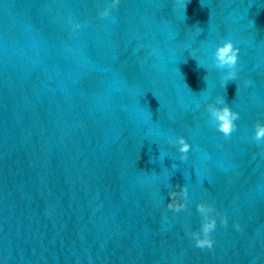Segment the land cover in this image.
Returning a JSON list of instances; mask_svg holds the SVG:
<instances>
[{
    "label": "water",
    "instance_id": "1",
    "mask_svg": "<svg viewBox=\"0 0 264 264\" xmlns=\"http://www.w3.org/2000/svg\"><path fill=\"white\" fill-rule=\"evenodd\" d=\"M113 4L0 0V264H264V0ZM220 96L239 113L227 138ZM201 202L211 249L191 235Z\"/></svg>",
    "mask_w": 264,
    "mask_h": 264
},
{
    "label": "clouds",
    "instance_id": "2",
    "mask_svg": "<svg viewBox=\"0 0 264 264\" xmlns=\"http://www.w3.org/2000/svg\"><path fill=\"white\" fill-rule=\"evenodd\" d=\"M118 0H114L113 7ZM101 17L108 15V9L101 11L99 13ZM75 27H80V25H75ZM238 53L239 48L235 47L232 40L228 39L220 43L213 54V64L218 70L227 69V73L224 77L225 85L228 81L235 80L237 76L236 68L238 63ZM198 67L202 65L198 64ZM216 105H223V107H217ZM207 111L211 118V121L215 124L217 130L224 135V137H230L231 134L236 130L237 125L235 121L239 118V113L233 111L231 107L226 103L225 97H217L215 104L209 103L207 105ZM255 141L259 142L264 140V123L257 121L254 125ZM169 142L173 147H176L177 151L180 153V160L185 161L188 158V153L191 149V145L186 141L185 137L179 136L175 139L169 138ZM178 188L179 191L175 189ZM183 193L187 196L188 189L186 186L176 185L174 189L169 193V201L167 204L168 209L179 212L186 208V205L178 200V194ZM197 211L202 216V226L200 233L193 232L191 235L195 239V246L198 248H209L213 246V240L211 239V232L216 227V219L214 216H210V213L216 211L212 205L205 204L203 202L197 204ZM223 224H227V219H222ZM239 227V225H236Z\"/></svg>",
    "mask_w": 264,
    "mask_h": 264
}]
</instances>
